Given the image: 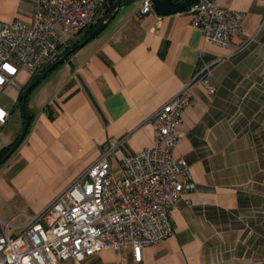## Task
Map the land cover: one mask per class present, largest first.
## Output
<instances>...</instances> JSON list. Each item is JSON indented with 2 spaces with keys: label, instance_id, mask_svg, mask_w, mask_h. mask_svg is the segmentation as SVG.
Segmentation results:
<instances>
[{
  "label": "crops",
  "instance_id": "0c3cea01",
  "mask_svg": "<svg viewBox=\"0 0 264 264\" xmlns=\"http://www.w3.org/2000/svg\"><path fill=\"white\" fill-rule=\"evenodd\" d=\"M214 1L242 11L255 39L220 46L191 25L187 9L140 13V0H128L30 88L27 134L0 163V218L24 224L109 148L119 177L124 156L153 144L154 112L209 62L215 91L192 88L172 148L195 182L171 212L173 233L144 245L139 259L129 246L107 247L82 264H264V0ZM31 18L30 0H0L1 21ZM77 38L70 32L67 44ZM31 77L21 69L0 85V153L23 128L18 99Z\"/></svg>",
  "mask_w": 264,
  "mask_h": 264
},
{
  "label": "built area",
  "instance_id": "2783aa9c",
  "mask_svg": "<svg viewBox=\"0 0 264 264\" xmlns=\"http://www.w3.org/2000/svg\"><path fill=\"white\" fill-rule=\"evenodd\" d=\"M30 1L29 23L0 20V85L12 83L21 69L34 75L56 60L70 32L90 26L108 0ZM151 10L152 0H140V13ZM187 10L206 41L225 47L243 36L242 49L255 39L245 34L240 10L214 0H199ZM210 69L211 63L203 62L154 112L153 144L124 156L119 177L112 171L109 148L24 224L16 223L18 215L0 218V264H82L103 248L125 246L139 259L144 245L171 235L172 210L185 191L195 188L188 161L174 156L172 148L180 139L177 128L192 88L201 83L215 91ZM6 116L0 110L1 122Z\"/></svg>",
  "mask_w": 264,
  "mask_h": 264
},
{
  "label": "water",
  "instance_id": "95a60500",
  "mask_svg": "<svg viewBox=\"0 0 264 264\" xmlns=\"http://www.w3.org/2000/svg\"><path fill=\"white\" fill-rule=\"evenodd\" d=\"M120 1L121 0H115L110 12L98 23V25L93 28L88 35L79 43L73 45L70 47L63 55L58 57L56 60L51 62L47 68L41 72V74L34 79L26 88L25 93L23 95L22 101L26 110V117L24 120V125L21 130V132L18 135L17 140L15 143L11 146V148L6 152V154L0 158V163L4 162L5 160L8 159V157L14 152V150L20 145V143L23 141L25 138L28 128H29V123H30V112L27 104V94L28 91L32 86H34L37 82H39L41 79H43L50 71H52L58 64L67 61L70 57V55L82 48L84 45H86L88 42H90L93 38H95L101 31L108 25V23L113 19V17L117 14V12L120 10ZM199 0H152V6L153 10L158 13V14H168V13H173V12H178V11H183L186 10L187 7L192 4L196 3Z\"/></svg>",
  "mask_w": 264,
  "mask_h": 264
},
{
  "label": "trees",
  "instance_id": "16d2710c",
  "mask_svg": "<svg viewBox=\"0 0 264 264\" xmlns=\"http://www.w3.org/2000/svg\"><path fill=\"white\" fill-rule=\"evenodd\" d=\"M128 0H121L120 1V6L123 4V3H125V2H127ZM114 2H115V0H108L107 1V3H106V5H105V7L100 11V13H102L97 19H96V21L93 23V24H91L90 26H88L87 28H85V29H83V30H78L77 31V33H81V38H77V39H75V40H73V41H71L69 44H67L66 46H65V48L62 50V52L60 53V55L58 56V57H60L61 55H63L70 47H72L73 45H75V44H77V43H79L80 41H82L87 35H88V33L93 29V28H95L97 25H98V23L110 12V10H111V8H112V6H113V4H114ZM57 57V58H58ZM56 58V59H57ZM50 64V63H49ZM49 64H47L46 66H44L43 67V69L40 71V72H38V73H36V74H34V75H32V77H31V79H30V81H29V83H28V85L22 90V92H21V94H20V96H19V99H18V106L21 108V110L23 111V117H24V119H25V117H26V110H25V107H24V104H23V101H22V98H23V95H24V93H25V90H26V88H28V86H29V84L34 80V79H36L40 74H41V72H43L46 68H47V66L49 65ZM24 119H23V123H24ZM19 135V134H18ZM18 135L16 136V138L14 139V141L13 142H11L8 146H6L3 150H2V152L0 153V158H2L5 154H6V152L11 148V146L15 143V141L17 140V138H18Z\"/></svg>",
  "mask_w": 264,
  "mask_h": 264
},
{
  "label": "rangeland",
  "instance_id": "374dc122",
  "mask_svg": "<svg viewBox=\"0 0 264 264\" xmlns=\"http://www.w3.org/2000/svg\"><path fill=\"white\" fill-rule=\"evenodd\" d=\"M122 11H123V9H122ZM121 13H122V12H121ZM121 13H120V14H121ZM101 14H102V13L99 12V13L97 14L96 19H97ZM118 16L120 17V15H118ZM96 19L94 20V22L96 21ZM94 22H93V23H94ZM114 22H115V21H114ZM114 22H113V23H114ZM93 23H92V24H93ZM113 23H110L109 26H108L107 28H110L111 25H112ZM107 28H106V29H107ZM106 29H105V30H106ZM105 30H104V31H105ZM104 31H103V32H104ZM73 34H76V33L74 32ZM78 35H79V38H81V33H78ZM61 64H62V63H61ZM61 64H60V65H61ZM60 65H59V66H60ZM28 105H29V104H28ZM1 219H2V218H1ZM3 220H6V219H3ZM238 221H239V220H238ZM17 222H18V220H17ZM231 225H235L234 222H232ZM226 226H229V224H227ZM224 239H225V238H224ZM224 239H222L221 241H223ZM212 241L215 243V242H216V241H215V238H213ZM60 264H65V261H63V262L60 263Z\"/></svg>",
  "mask_w": 264,
  "mask_h": 264
}]
</instances>
